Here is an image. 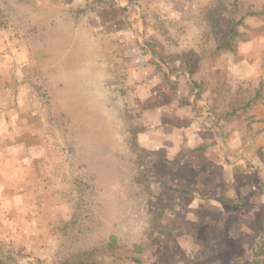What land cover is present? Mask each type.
I'll use <instances>...</instances> for the list:
<instances>
[{"label": "rangeland", "instance_id": "1", "mask_svg": "<svg viewBox=\"0 0 264 264\" xmlns=\"http://www.w3.org/2000/svg\"><path fill=\"white\" fill-rule=\"evenodd\" d=\"M44 46L42 71L29 61ZM142 72L143 114L162 110V121L195 132V164L210 175L202 188L193 176L195 198H171L154 154L148 190L136 182L135 162L131 176L119 136L127 124L136 158L130 129L141 114ZM21 91L27 102L38 97L46 115L54 93L70 108V119L51 114L47 138L66 152L68 170L50 175L42 156L30 166L0 162L1 261L55 264L93 253L96 264H134L115 260L123 256L248 264L264 238V0H0V132ZM77 131L87 140L80 149ZM160 192L168 195L152 196ZM193 205L187 259L178 218ZM242 231L249 242L241 253Z\"/></svg>", "mask_w": 264, "mask_h": 264}, {"label": "crops", "instance_id": "2", "mask_svg": "<svg viewBox=\"0 0 264 264\" xmlns=\"http://www.w3.org/2000/svg\"><path fill=\"white\" fill-rule=\"evenodd\" d=\"M31 50H33L35 58L29 61L30 65H33L34 69L38 68V70L43 71L45 67L44 65L49 58V55H47V47L44 46ZM42 53L45 55V60H42L39 56V54ZM37 62L40 63L38 67ZM135 65L137 66V69H140V67L143 69V62H140V60L139 64ZM135 79L138 81L135 82V84H137L136 92L138 94L136 102L137 107L141 109L140 117H137L136 119V125H139L142 128L143 125L146 126V130L140 131L137 135L139 148L148 150L152 152L155 157H157V163L154 165L157 170L159 169L158 175L165 176L161 180L167 182L169 187L178 190L170 192L172 199L181 200L189 197L195 198V195L190 196L191 193H195L196 188L193 176H200V185L202 188L205 186L206 179L208 181L210 178V175L207 174L206 176L205 165L195 164L194 153L196 151V146L194 139L195 132L193 128L190 129L189 123L183 127H180L177 123H171L169 121H166L165 123L162 121V116L165 113L162 110L159 112H148L143 114V72L136 74ZM45 84L47 86V82ZM58 87H60V84ZM22 93L24 92L21 91V94L19 95L20 101L18 103V107L13 109V111L11 110L6 112L5 114V117L8 119V123L10 125L9 127L2 129L0 132L2 135L0 140V162H4L9 159H19V161H26L24 163L30 166L32 161L30 162L29 160L32 159L40 161L42 156L44 166L47 168L46 171H49L50 175H66L68 170V158L66 152L62 150L59 145L52 143L51 140L47 138H52V134L55 133V130L51 127L52 124L50 123L52 117L51 114L54 113L61 118L66 115L67 118L70 119V115L68 113V109L70 108L63 104V101L59 98L57 93H54V95L51 96L52 100H50L52 102V107L47 105L49 107L48 108L46 106V111L49 112V114L46 115V113L38 106V103L40 105L38 97L34 96L31 101L27 102L25 99L26 96ZM49 109L51 111H49ZM171 115H173V117L176 116L179 119L182 117L181 112L177 109L176 111H172ZM16 117L17 119L15 120ZM9 118L11 120H9ZM82 134L83 133H81V131L76 132L75 140L80 143L77 149H80L81 145L87 142V140L81 139ZM128 137L129 128L127 124H123V129L120 131L119 138L124 145V149H126L125 158L130 162L128 164L131 167V176H133L132 166L135 162V155L129 152ZM83 154H86V157L88 156L87 158L85 157V160L83 159V161L89 166V157H91L92 154H89L86 150ZM207 167H210V163ZM58 185H54L53 188L56 189ZM167 195L163 194L161 198ZM176 205L177 204L175 203V206ZM195 206L196 205H193L192 208L187 207L179 210V212L182 211L180 212V219L178 218L180 221V230L184 231L182 235L183 241L180 242L179 246L181 245L180 247L185 250L187 247L182 246V243H188L190 238H192L191 240L195 239V236L190 234L195 225L193 222L196 217ZM180 215L178 214V216ZM242 232L243 233L239 235L240 238L235 239L237 246L240 247L239 252L246 247L245 243L249 242L247 240L249 233L245 234L244 231ZM174 244H176V242ZM202 254H204V251ZM183 255H185L187 259H189V257L191 259L190 251H183ZM235 263L236 262L233 260V264Z\"/></svg>", "mask_w": 264, "mask_h": 264}, {"label": "trees", "instance_id": "3", "mask_svg": "<svg viewBox=\"0 0 264 264\" xmlns=\"http://www.w3.org/2000/svg\"><path fill=\"white\" fill-rule=\"evenodd\" d=\"M155 64V63H154ZM157 65V64H155ZM159 71H163L161 70V67L159 65H157ZM251 102L248 103V105L246 106V108L250 107ZM145 131L146 130V126L143 125V128L140 127L139 125H136L134 128L130 129V135L132 136V140H133V148L137 150V154H136V158H135V163L137 164L139 171L141 173V175L143 174V176H138L136 178V182L140 185L143 186L145 189H149L150 187V178L148 176H146V171L148 172V167H147V162L146 159L149 158L151 155H153L152 152L145 150V149H141L138 146L137 143V135L140 131ZM173 191H178L176 189L173 188H168V192H173ZM163 194H165V192H160L157 195H152L153 197L159 198L161 197ZM215 199V198H212ZM218 200V199H215ZM113 242V243H112ZM112 249H114V238H111V244L107 245L104 250L107 254H109L110 252H112ZM141 251V248L139 246L136 247V252L139 254ZM88 257L90 258V260H85V259H66L60 263H55V264H96L95 259L93 258L94 255L92 254H88ZM122 259H126L131 261L134 264H145L144 261L139 258L138 256H132V257H118L115 258V260H122ZM0 264H5L3 261L0 260ZM248 264H264V238L261 239V241L258 243V245L253 249L252 254H251V258L250 261L248 262Z\"/></svg>", "mask_w": 264, "mask_h": 264}]
</instances>
